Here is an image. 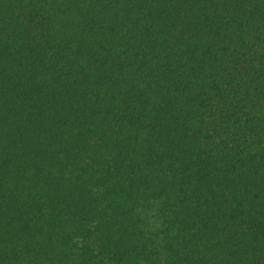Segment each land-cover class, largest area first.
<instances>
[{"label":"trees","instance_id":"16d2710c","mask_svg":"<svg viewBox=\"0 0 264 264\" xmlns=\"http://www.w3.org/2000/svg\"><path fill=\"white\" fill-rule=\"evenodd\" d=\"M0 264H264V0H0Z\"/></svg>","mask_w":264,"mask_h":264}]
</instances>
